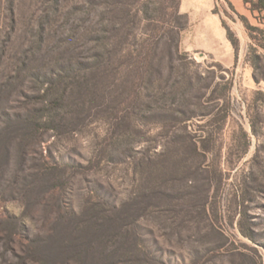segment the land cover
I'll return each instance as SVG.
<instances>
[{
	"label": "rangeland",
	"instance_id": "1",
	"mask_svg": "<svg viewBox=\"0 0 264 264\" xmlns=\"http://www.w3.org/2000/svg\"><path fill=\"white\" fill-rule=\"evenodd\" d=\"M251 7L0 0V264H264Z\"/></svg>",
	"mask_w": 264,
	"mask_h": 264
},
{
	"label": "crops",
	"instance_id": "2",
	"mask_svg": "<svg viewBox=\"0 0 264 264\" xmlns=\"http://www.w3.org/2000/svg\"><path fill=\"white\" fill-rule=\"evenodd\" d=\"M237 2L240 3V4H242V6L244 5L243 0H237ZM212 22L217 23V25L215 24L216 25V29L215 30H212V29L211 30H207L206 29V33L207 34H210L211 37L214 39V32L215 31L217 32V34H218V41L221 43V46H219V48L222 47L224 49L225 56H226V60H227V62H230L229 61L230 59H231V61L233 60L232 53H231V49H230V46L231 45L230 46L228 45V43L226 41V38H225V34L222 31V28L220 27L218 21H215V19H212ZM191 38H192L191 35H189L188 38H186L184 41H182V50L184 52H189V50H192L193 48H196V47H192V45H191L192 44ZM202 48H205L204 50L206 52H210V54H213L215 52V51L213 52V50H214L215 47L211 43L208 45V47H202ZM207 48H209V49H207Z\"/></svg>",
	"mask_w": 264,
	"mask_h": 264
},
{
	"label": "trees",
	"instance_id": "3",
	"mask_svg": "<svg viewBox=\"0 0 264 264\" xmlns=\"http://www.w3.org/2000/svg\"><path fill=\"white\" fill-rule=\"evenodd\" d=\"M243 2L245 4L251 3V5H252L251 10L252 11H257L259 13H263L262 21L264 22V0H243ZM252 30L257 31L256 28H252ZM228 38H229V36H228Z\"/></svg>",
	"mask_w": 264,
	"mask_h": 264
}]
</instances>
